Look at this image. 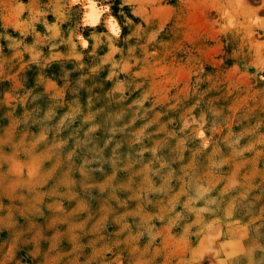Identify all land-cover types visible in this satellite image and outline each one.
Listing matches in <instances>:
<instances>
[{
    "label": "rangeland",
    "instance_id": "obj_1",
    "mask_svg": "<svg viewBox=\"0 0 264 264\" xmlns=\"http://www.w3.org/2000/svg\"><path fill=\"white\" fill-rule=\"evenodd\" d=\"M0 0V264H264V0Z\"/></svg>",
    "mask_w": 264,
    "mask_h": 264
},
{
    "label": "snow or ice",
    "instance_id": "obj_2",
    "mask_svg": "<svg viewBox=\"0 0 264 264\" xmlns=\"http://www.w3.org/2000/svg\"><path fill=\"white\" fill-rule=\"evenodd\" d=\"M86 5L93 9V13L91 15H86L85 19L90 20L92 23H96L99 12L103 11L104 9L103 8H97V6L93 2V0H86Z\"/></svg>",
    "mask_w": 264,
    "mask_h": 264
},
{
    "label": "bare ground",
    "instance_id": "obj_3",
    "mask_svg": "<svg viewBox=\"0 0 264 264\" xmlns=\"http://www.w3.org/2000/svg\"><path fill=\"white\" fill-rule=\"evenodd\" d=\"M93 2L96 4L97 8H99L97 3H96V1L93 0ZM92 13H93V9L87 6L86 15H91ZM100 17H101V11L99 12V15L97 17V22L96 23H92L90 20H86V23H88L90 26H95L99 22Z\"/></svg>",
    "mask_w": 264,
    "mask_h": 264
}]
</instances>
